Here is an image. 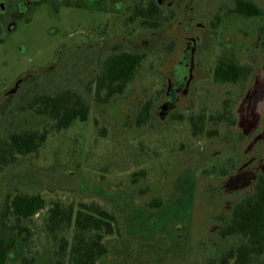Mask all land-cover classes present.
I'll return each instance as SVG.
<instances>
[{
    "label": "rangeland",
    "instance_id": "374dc122",
    "mask_svg": "<svg viewBox=\"0 0 264 264\" xmlns=\"http://www.w3.org/2000/svg\"><path fill=\"white\" fill-rule=\"evenodd\" d=\"M133 1L108 0L110 12L40 2L2 33L0 137L51 125L20 108L35 93L73 89L89 112L0 171V212L18 192L40 193L48 206L96 202L114 212L119 230L104 237L97 264H211L235 241L219 237L223 219L264 173V0H246L257 16L238 13L237 0H154L169 16L157 28L127 19ZM120 51L144 58L122 93L97 102L92 81ZM223 55L246 67L243 79H214ZM149 99L150 117L137 125ZM224 107L234 123L192 135L190 115ZM48 206L25 221L28 245L17 243L6 264H67L63 246L56 262ZM61 234L72 242L73 229Z\"/></svg>",
    "mask_w": 264,
    "mask_h": 264
},
{
    "label": "trees",
    "instance_id": "16d2710c",
    "mask_svg": "<svg viewBox=\"0 0 264 264\" xmlns=\"http://www.w3.org/2000/svg\"><path fill=\"white\" fill-rule=\"evenodd\" d=\"M235 10L246 16H257L259 8L252 2L237 0ZM155 1L134 6L133 13L127 17L138 19L142 27L157 28L168 19ZM144 58L143 53L120 51L108 54L101 62L100 72L94 82V97L97 102L106 103L111 97L124 91L137 72ZM246 67L239 65L227 55L221 56L213 69L215 80L237 82L246 75ZM152 101H145L135 122L145 123L151 114ZM33 111L52 121L49 127L41 130L24 127L0 137V171L14 163L18 157L35 153L46 141L51 131H60L69 127L73 121H85L88 117L89 103L85 97L73 89L55 93H35L20 107ZM191 133L198 136L204 132L217 133V126L222 122L234 123L232 112L225 108L216 113L204 112L189 117ZM214 129L207 130L206 122ZM136 177L133 175L132 181ZM48 206L40 193L18 192L8 197L0 212V264H6L9 251L21 242L28 245L32 235L31 228L25 221ZM45 228L53 242L57 243L55 257L61 258L62 246L68 247L63 252L67 264H97L106 253L104 237L119 233L117 218L113 211L96 202H80L64 206L62 202L52 201L47 208ZM73 229L72 242L69 243L61 232ZM221 239L233 238L235 241L226 247L211 264H264V173L258 175L252 192L244 196L232 208L219 230ZM31 259L22 258L27 264ZM60 264H63L60 262Z\"/></svg>",
    "mask_w": 264,
    "mask_h": 264
},
{
    "label": "flooded vegetation",
    "instance_id": "af4514ba",
    "mask_svg": "<svg viewBox=\"0 0 264 264\" xmlns=\"http://www.w3.org/2000/svg\"><path fill=\"white\" fill-rule=\"evenodd\" d=\"M154 0H142L144 4H148ZM40 2H48L54 7L61 2L66 6H73L77 8H88L91 7L92 3L96 6L94 9L109 11L107 10L108 0H0V42H2V33L10 28L12 20L17 17H23L26 20L29 18L28 15L35 10L36 4ZM141 0H135L131 3V11L133 13L134 6H136ZM118 7V8H117ZM119 9V5L116 6V11ZM138 22V19L133 20V23Z\"/></svg>",
    "mask_w": 264,
    "mask_h": 264
}]
</instances>
